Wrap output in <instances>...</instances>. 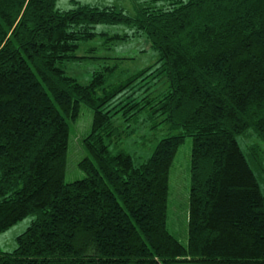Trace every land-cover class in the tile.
<instances>
[{
	"label": "trees",
	"instance_id": "1",
	"mask_svg": "<svg viewBox=\"0 0 264 264\" xmlns=\"http://www.w3.org/2000/svg\"><path fill=\"white\" fill-rule=\"evenodd\" d=\"M56 1L0 0V233L34 217L13 250L0 248V264H264V0H153L134 15ZM101 24L130 26L106 39L143 35L157 61L108 84L117 64L85 84L66 74L63 61L93 58L75 51L106 34ZM156 70L167 88L130 97ZM82 104L92 111L84 176L66 182ZM140 115L168 134L137 163L120 144ZM248 134L259 142L244 151L238 137ZM186 137L183 244L168 229L167 201Z\"/></svg>",
	"mask_w": 264,
	"mask_h": 264
},
{
	"label": "rangeland",
	"instance_id": "2",
	"mask_svg": "<svg viewBox=\"0 0 264 264\" xmlns=\"http://www.w3.org/2000/svg\"><path fill=\"white\" fill-rule=\"evenodd\" d=\"M80 2L114 4L121 7L127 14L134 15L136 5H153V0H80ZM73 0H57L56 8L68 9L73 7ZM132 28L128 25H97L95 31L105 32V35H97L91 40L83 41L75 51L76 55H92L93 58L70 59L62 62L61 66L66 74L75 77L80 83H88L92 73L101 69L105 65L117 64V69L108 78V83L117 82L126 76L154 64L159 54L150 46L149 40L145 36L133 35L127 39L111 40L106 39L115 33L131 35ZM93 48L92 51H89ZM123 58V59H118ZM157 65H154L156 67ZM168 86V81L163 72L154 71L148 77L146 83L139 84L130 92L134 94L130 97H140L151 92L157 95ZM130 92L128 94H130ZM127 94V95H128ZM129 97V98H130ZM116 103L114 101L111 106ZM92 111L86 105L80 106V113L77 119L71 123L69 137L67 164L65 171V181L70 182L84 176V172L77 166L78 161L85 155L83 148V138L90 130ZM114 121L123 124L119 115H115ZM135 131L128 138L124 139L120 147L131 153L137 163L142 162L153 150L160 138L168 132L164 125L156 129H149L147 123L140 115L136 122L132 124ZM239 143L245 151L246 147L252 143L259 142L253 134L239 136ZM264 149V145L262 144ZM191 152V138L186 137L180 145L173 160L169 175V194L167 201V226L169 231L183 244H187V218H188V189H189V163ZM34 217L29 215L7 230L0 233V248L4 251H11L16 247L15 238L23 232ZM189 264V263H180Z\"/></svg>",
	"mask_w": 264,
	"mask_h": 264
},
{
	"label": "crops",
	"instance_id": "3",
	"mask_svg": "<svg viewBox=\"0 0 264 264\" xmlns=\"http://www.w3.org/2000/svg\"><path fill=\"white\" fill-rule=\"evenodd\" d=\"M74 1H77V2H79L81 4L86 3V4L95 5V6H99V7L106 6V5H114V4H103V5H100L98 2L97 3H88V2H80V0H73V2Z\"/></svg>",
	"mask_w": 264,
	"mask_h": 264
}]
</instances>
